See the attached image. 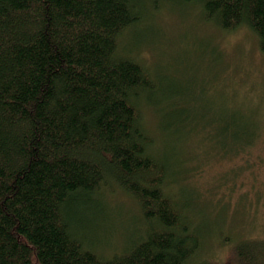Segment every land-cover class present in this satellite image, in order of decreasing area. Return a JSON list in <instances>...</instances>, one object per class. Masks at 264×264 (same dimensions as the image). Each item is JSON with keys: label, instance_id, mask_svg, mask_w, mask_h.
<instances>
[{"label": "trees", "instance_id": "16d2710c", "mask_svg": "<svg viewBox=\"0 0 264 264\" xmlns=\"http://www.w3.org/2000/svg\"><path fill=\"white\" fill-rule=\"evenodd\" d=\"M168 1L196 4L223 30L248 27L264 52V0H0V264H261L259 240L237 242L224 261L196 258L200 224L170 185L171 160L153 151L144 104L199 141L224 135L203 117L196 126L176 88H158L163 78L119 49L146 9ZM112 187L135 200L143 228L104 255L97 245L115 230L98 240L85 217Z\"/></svg>", "mask_w": 264, "mask_h": 264}, {"label": "rangeland", "instance_id": "374dc122", "mask_svg": "<svg viewBox=\"0 0 264 264\" xmlns=\"http://www.w3.org/2000/svg\"><path fill=\"white\" fill-rule=\"evenodd\" d=\"M147 10L142 23L119 38L120 51L161 76L158 88L175 87L178 109L189 108L196 126L203 117L211 132H224L223 141L202 142L185 124L167 127L161 104L142 106L146 128L157 139L153 151L171 160L170 185L200 224L196 258L222 260L239 241H264V52L248 27L223 30L204 20L196 4L168 1ZM170 126L180 131L177 137ZM242 131L249 132L248 141L232 138ZM97 199L103 208L85 217V229L94 228L98 240L115 230L111 243L97 245L104 255L126 250L143 228L139 206L113 187ZM259 261L264 264V254Z\"/></svg>", "mask_w": 264, "mask_h": 264}]
</instances>
